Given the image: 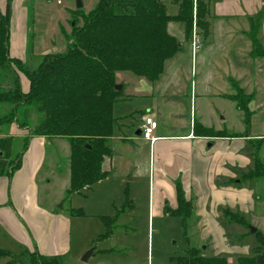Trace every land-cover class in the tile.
I'll use <instances>...</instances> for the list:
<instances>
[{"label":"crops","instance_id":"obj_1","mask_svg":"<svg viewBox=\"0 0 264 264\" xmlns=\"http://www.w3.org/2000/svg\"><path fill=\"white\" fill-rule=\"evenodd\" d=\"M24 1L11 0L9 54L11 47L13 52L17 53L26 45L23 39L26 22L20 26L17 18L19 10L25 8ZM2 4L6 6V0L5 4ZM4 9L1 10L0 7L1 11ZM23 13V20L26 21V8ZM208 13L209 35L193 54L190 42L184 36L183 25L175 21L168 22L167 31L177 39L181 49L165 61L163 71L155 82H148L140 77L133 78L128 83L127 79L121 76V72L116 73L117 83L123 85L124 92L113 108L117 126L110 138L112 155L105 160L103 168L108 171V167L134 165L137 151L145 149L149 164H152L154 169L152 175H148V212L169 215L165 208L176 207L175 182L179 181L184 197L193 201L202 238L211 240L215 256L228 251L247 254V244L242 242V245H230L227 241L223 224L226 222L221 211L228 208L239 212L248 224L264 235V204H257L253 189L242 184L249 180H240L241 174L246 172L243 170H246L253 160L255 150L249 149V145H253L255 139L264 141V137L251 138L249 133L247 136H239L240 132L231 131L223 121H206L197 109V101L210 90L208 86L212 84V78L208 70L216 64L217 55L224 60L222 78L230 86L226 84L229 87L228 92L222 93L225 99L232 101L228 96L235 92L233 83L244 92L243 82L249 84L251 80L256 79L257 68L263 67L264 59L250 54L251 41L246 32L251 24L257 21L256 36L264 49V0H209ZM19 54L10 55L22 59ZM173 59L175 61L171 62ZM193 61V78L196 80L194 88L193 83L191 85V72L190 75L188 73L190 66V71L193 72ZM183 62L184 74H187L190 81L185 91L182 89L183 96L188 98V107L183 100L175 98V89L181 80L176 70ZM217 64L221 66L220 63ZM19 81L22 91H27L26 78L20 75ZM127 85H130L128 92ZM197 85L199 94H196ZM134 99H145V102L140 107L134 106L138 118L126 123L132 110L127 111V107L126 113L116 114L115 107L129 106V102ZM249 111L252 114L250 109ZM146 116H150L157 125L152 142L141 136ZM169 118L172 121H169ZM221 120H224V117ZM197 123L218 131L227 129L237 135H197L194 132V125ZM10 134L19 137L26 133L12 124ZM43 139L44 136H30L27 149L21 155L19 168L10 176H0V224L13 238L25 244L28 251H36L46 256H67L70 253L71 219L55 209L41 207L37 202L35 177L42 162ZM207 141L210 143L207 144ZM125 180L134 181L132 177ZM135 182L137 183V179ZM133 191L137 193L135 184ZM128 192L130 190L126 189L122 205L128 197ZM239 234L241 236L242 232Z\"/></svg>","mask_w":264,"mask_h":264},{"label":"trees","instance_id":"obj_2","mask_svg":"<svg viewBox=\"0 0 264 264\" xmlns=\"http://www.w3.org/2000/svg\"><path fill=\"white\" fill-rule=\"evenodd\" d=\"M176 13L168 14L163 0H97L87 13L77 9L71 32V42L63 52H46L39 56V63L32 68L18 57L9 54L11 0H6L0 10V176H10L20 166L21 155L27 149L32 135L62 137L69 143V184L66 193H80L107 177L103 168L112 155L110 138L117 126L113 113L123 92L119 89L116 73L129 71L155 82L163 71L164 63L181 47L177 39L167 31L170 21L183 25L184 36L190 39L192 27V0H172ZM209 0H196L195 22L201 41L209 35ZM82 20L76 24L77 18ZM258 22L252 23L246 32L251 41L250 54L264 57V49L257 39ZM20 75L28 82L22 91ZM235 92L228 97L243 113L247 136L251 112L245 94L233 83ZM36 114V123L26 118V110ZM25 130L22 144L12 154L14 136L10 127ZM197 135L208 137L227 136V132L194 125ZM264 178V161L253 154L252 167L242 173L240 180ZM176 207L165 212L181 218L186 229L193 216V201L184 197L179 181L175 182ZM126 198L124 205L129 206ZM131 207V206H129ZM75 210L72 208L69 213ZM222 217L227 223L247 227L245 217L239 212L223 208ZM118 215L106 217L105 223L116 221ZM187 244L184 254L171 256L173 264H228L223 256L204 255L197 247ZM255 245L250 255L238 256L237 264H264V235L255 230ZM0 253H2L0 251ZM33 264H64L63 255L46 256L36 251H26Z\"/></svg>","mask_w":264,"mask_h":264},{"label":"rangeland","instance_id":"obj_3","mask_svg":"<svg viewBox=\"0 0 264 264\" xmlns=\"http://www.w3.org/2000/svg\"><path fill=\"white\" fill-rule=\"evenodd\" d=\"M80 1L82 2L81 8L76 7L75 0H25L27 19L23 20L25 8L20 9L22 12L19 10L17 18L20 26L21 23L26 22L25 35L23 36L26 45L23 52L20 50L17 53L13 52L11 47L10 54L18 55L20 53L23 63L34 68L38 65L39 56L43 53L63 52L71 42V38L67 35L71 32L76 10L81 9L83 13H87L97 2V0ZM163 2L168 14L176 13L177 7L172 0H163ZM2 3L5 4V0H0L1 10L5 8ZM81 23L82 20L78 17L76 24L81 25ZM11 39L13 40V37ZM218 57L219 55L215 56L216 64H213V69L209 68L208 70L212 78V84L208 86L210 90L200 97L199 102L197 101V109L201 111V115L206 121H223L231 131L240 132L238 135H242L245 132L243 113L236 109L233 101L225 99V96L222 95L223 92H228L230 86L222 78L224 76L222 65L224 60ZM258 58L264 59V57ZM174 61L175 59L171 62ZM217 63H220L221 66H217ZM190 68L192 69L191 66ZM190 70L188 73L190 75L191 72V85L193 83L192 88H194L196 84V80L193 78L195 64L193 72ZM176 72L182 81L180 80L175 89L177 90L175 98L183 100L185 106L188 107V98L182 93V89L185 91L190 83L187 74H184V62L179 64ZM120 74L124 79H127L128 83L133 78H140L129 71ZM256 74V79L251 80V83L244 84L243 82L244 92L252 94L247 103L248 108L252 111L248 132L251 138L264 137V65L257 68ZM182 82L184 86H182ZM198 87L199 85H197L196 94H199ZM129 88L130 85H127L126 92ZM144 102L145 99H134L129 102V106L119 107L116 105V114L126 113L128 107L127 111H132H130L129 120L126 123L130 122L133 118H138L135 107L142 106ZM36 117L31 108L26 110V118L32 125L36 123ZM185 117L188 122L187 113ZM221 117H224V120H221ZM169 121L172 119L169 118ZM224 131L227 132V135H237L227 129ZM23 137H14L13 155L19 151ZM43 142L42 162L35 177L38 192L37 202L41 207L55 209L71 219L70 253L65 257L64 264H173L169 259L171 256L185 253L187 244L183 235L184 231L190 246L199 248L204 255H215L211 240L202 238V231L197 224V215L194 212V204L193 216L187 221L185 230L178 216L164 215L163 213L156 215V213L148 212V175H152L154 169L152 164H149L145 149L137 151L134 165L123 164L122 166L108 167L109 175L106 179L93 184L88 189L81 190L80 193L73 192L68 195L66 189L69 184V143L62 137H44ZM208 143L210 142L207 141ZM248 148L253 151L255 148H259L258 155L264 161L263 139H255L253 145L250 144ZM251 167L252 162L243 171H247ZM130 177L134 181L125 180ZM134 184L137 185V193L133 191ZM242 184L253 189L257 204H264V178L245 181ZM126 189L130 190L126 198L130 201L129 206L131 207L122 205ZM72 208L75 213L73 211L70 214L69 210ZM116 214L118 217L114 223L103 221L106 217H113ZM225 222L223 224L229 244L242 245L243 242L248 245L249 251L247 254L228 251L216 256L225 257L228 264H237L238 256L252 253L255 238L250 232V224L243 227L234 223L229 224L226 220ZM240 232H242L241 236ZM91 248H93V254L91 253L87 262H81L82 255ZM0 251L2 252L0 253V264H33L26 253L28 248L25 244L13 238L1 224Z\"/></svg>","mask_w":264,"mask_h":264},{"label":"built area","instance_id":"obj_4","mask_svg":"<svg viewBox=\"0 0 264 264\" xmlns=\"http://www.w3.org/2000/svg\"><path fill=\"white\" fill-rule=\"evenodd\" d=\"M195 11H196V0H192V27H191V34H190V46L192 50V54L196 49H198L202 43L201 38L198 34L197 25L195 22ZM156 122L150 117L146 116L144 118V123L142 124L141 128V136L152 142L155 138L153 136V132L156 128Z\"/></svg>","mask_w":264,"mask_h":264},{"label":"water","instance_id":"obj_5","mask_svg":"<svg viewBox=\"0 0 264 264\" xmlns=\"http://www.w3.org/2000/svg\"><path fill=\"white\" fill-rule=\"evenodd\" d=\"M75 1H76V7H77V8H81V6H82V2H81L80 0H75ZM120 87H121L120 84L115 85V88H116V89H119ZM249 228H250V232H251V233H254V232H255V228H254V227L249 226ZM92 251H93L92 248L89 249V250H87V251L82 255V257L80 258V261H81V262H87V260H88L89 256L91 255Z\"/></svg>","mask_w":264,"mask_h":264}]
</instances>
